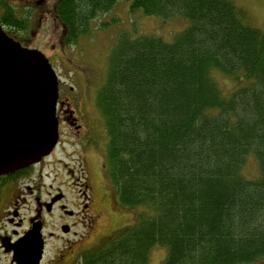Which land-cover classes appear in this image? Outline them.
Returning a JSON list of instances; mask_svg holds the SVG:
<instances>
[{
    "label": "trees",
    "instance_id": "obj_1",
    "mask_svg": "<svg viewBox=\"0 0 264 264\" xmlns=\"http://www.w3.org/2000/svg\"><path fill=\"white\" fill-rule=\"evenodd\" d=\"M117 1L63 0L65 44L89 37ZM130 7L186 25L169 39L122 34L110 49L97 92L108 176L120 206L147 211L82 264H147L157 246L167 249L163 264L264 260V30L236 0H133ZM215 74L239 88L223 96ZM251 157L254 179L242 173Z\"/></svg>",
    "mask_w": 264,
    "mask_h": 264
},
{
    "label": "flooded vegetation",
    "instance_id": "obj_2",
    "mask_svg": "<svg viewBox=\"0 0 264 264\" xmlns=\"http://www.w3.org/2000/svg\"><path fill=\"white\" fill-rule=\"evenodd\" d=\"M62 1L0 0V27L8 37L26 48L37 44H52L54 40L67 43L66 24L59 18V6ZM60 28L62 35L55 31ZM41 33L46 37L45 41L40 38ZM59 85L58 147L72 144L69 141L74 140L75 146H79L81 151H86L91 142L90 118L82 115L79 100H72L60 82ZM66 128L69 131L63 135ZM46 159L26 169L24 174H16L8 180L6 184H9L7 188L10 189H2L0 264H34L35 260L21 258L19 261L17 258L23 254L29 255L30 250L24 247L28 242L36 243L42 248L39 264H75L83 256L87 246L85 242L92 235H96L95 232L100 227V214L94 209L92 181L83 167L78 172L77 168H74L78 166L62 164L61 167L69 176L66 184H71L68 192L67 189L61 190L54 184L39 182L42 174H38L37 166ZM28 198L30 200L26 203ZM47 253H52L50 261H46Z\"/></svg>",
    "mask_w": 264,
    "mask_h": 264
},
{
    "label": "rangeland",
    "instance_id": "obj_3",
    "mask_svg": "<svg viewBox=\"0 0 264 264\" xmlns=\"http://www.w3.org/2000/svg\"><path fill=\"white\" fill-rule=\"evenodd\" d=\"M132 1L118 0L112 13L98 18L92 23L91 35L89 37L84 36L73 45L68 46L54 40L52 44H37L29 48L42 50L47 55L59 75V81L63 89L68 92V96L70 95L73 98L72 100H79L82 115L90 118L89 126L93 127L91 139L89 140L91 146L86 151H81L79 146L73 144L74 140L65 137L72 144L67 143L62 148L58 147L50 158L37 166L38 174H42L39 182L54 184L59 186L61 190L67 189L68 192L71 184H66L69 176L61 167L63 163L78 166L74 167L77 168L78 172L83 167L82 169L90 177L93 186L94 209L100 214L98 218L100 227L95 232L96 235H92L85 242L87 248L103 242L105 237L112 238L119 229L122 230L124 227L135 225L137 218L147 211L146 207H136L131 210L124 206L115 205L112 199L114 192L110 180L106 174L104 175L101 168V164H105L107 160L108 136L104 126V117L97 103V91L103 87L107 77L111 48L116 45L117 38L122 34H127L133 38L159 35L162 38L169 39L185 29L186 25L185 20L181 17L166 21L159 17H145L141 12L131 13ZM236 2L249 14L253 25L264 30V0H236ZM106 24L110 25L105 28ZM55 31L62 35L61 28ZM43 33H41L40 38L45 41L46 37H43ZM215 78L223 96H229L239 88H237L236 79L223 74H215ZM246 84L247 82L240 85L242 87ZM67 131H69L67 128L64 129L63 135ZM246 163L242 170L244 176L248 179L257 178L259 171L255 158H249ZM28 176H30V173ZM5 183L4 181L3 185L0 184V197L2 196V189L9 187V184ZM29 200L28 198L26 203ZM1 221L0 217V223ZM51 255L52 253L46 254V261H50ZM167 256V249L157 246L151 249L147 264H163ZM254 264H264V260Z\"/></svg>",
    "mask_w": 264,
    "mask_h": 264
},
{
    "label": "water",
    "instance_id": "obj_4",
    "mask_svg": "<svg viewBox=\"0 0 264 264\" xmlns=\"http://www.w3.org/2000/svg\"><path fill=\"white\" fill-rule=\"evenodd\" d=\"M58 88V76L45 54L14 43L0 28V176L52 153L59 140ZM24 247L30 250L27 258L38 264L42 248L31 242Z\"/></svg>",
    "mask_w": 264,
    "mask_h": 264
}]
</instances>
